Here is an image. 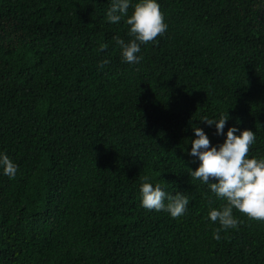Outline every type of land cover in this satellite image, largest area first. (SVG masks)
Segmentation results:
<instances>
[{"label": "trees", "instance_id": "obj_1", "mask_svg": "<svg viewBox=\"0 0 264 264\" xmlns=\"http://www.w3.org/2000/svg\"><path fill=\"white\" fill-rule=\"evenodd\" d=\"M109 4L0 0V151L18 165L0 172V264H264V219L233 208L213 238L226 201L187 152L193 124L222 142L199 119L226 110L264 155V0H159L167 30L137 63ZM144 175L186 211L143 207Z\"/></svg>", "mask_w": 264, "mask_h": 264}, {"label": "clouds", "instance_id": "obj_2", "mask_svg": "<svg viewBox=\"0 0 264 264\" xmlns=\"http://www.w3.org/2000/svg\"><path fill=\"white\" fill-rule=\"evenodd\" d=\"M106 18L110 23L123 19L128 26L129 39L120 36L114 39L119 45L121 59L129 63L139 62L142 59V54L138 55L141 44L154 41L168 27L159 0H110ZM107 62L105 59L104 63ZM228 119L226 110L218 117L201 116L199 120L214 126L215 134H222L223 140L211 144L204 129L193 124L194 135L190 138L191 147L187 149L188 154L198 161L194 169L188 168V174L198 178L212 193L226 201L219 208H210L207 213L212 221H218L219 227L212 232L216 240L221 238V228L238 225L239 218L233 215V208L251 218L264 219V155L249 156L250 145L256 139L255 131L237 129L235 125L225 129ZM17 167L6 152L0 151V172L12 177ZM139 196L143 207L166 210L172 217L182 215L189 204V197L183 192L168 193L161 183L153 184L147 175L141 177Z\"/></svg>", "mask_w": 264, "mask_h": 264}]
</instances>
